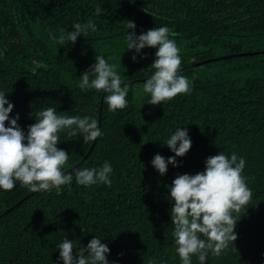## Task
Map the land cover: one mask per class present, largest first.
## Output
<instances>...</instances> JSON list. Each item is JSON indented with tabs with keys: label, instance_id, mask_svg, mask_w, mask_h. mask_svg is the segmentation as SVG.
I'll return each instance as SVG.
<instances>
[{
	"label": "trees",
	"instance_id": "1",
	"mask_svg": "<svg viewBox=\"0 0 264 264\" xmlns=\"http://www.w3.org/2000/svg\"><path fill=\"white\" fill-rule=\"evenodd\" d=\"M97 2L104 9L100 17L94 14ZM89 18L97 30L71 46L48 37L58 34L57 26L70 29L73 21ZM126 19L134 21L136 34L153 26L170 28L190 92L156 105L143 103L146 93L134 98L151 73L155 49L142 48L143 58L137 55L135 61L131 50L123 51ZM95 51L111 57L122 82H134L128 84L125 108L109 111L102 93L78 87V75ZM0 89L13 104L9 116L19 114L22 130L34 122L36 111L55 101L66 115H88L97 124L100 119L103 132L85 159L93 141L58 133L57 147L68 153L61 169L73 176L59 193H34L19 182L0 190V264H62L57 241L65 235L86 244L94 234L106 242L109 262L144 264L155 257L179 264L164 185L176 174L202 170L203 159L218 150L244 157L243 175L253 197L235 222L236 249L229 245L205 264L264 259V0H0ZM181 125L190 148L177 157L176 167L168 165L159 175L149 161L155 153L172 155L161 143ZM104 160L113 169L111 184L75 183V170Z\"/></svg>",
	"mask_w": 264,
	"mask_h": 264
},
{
	"label": "clouds",
	"instance_id": "2",
	"mask_svg": "<svg viewBox=\"0 0 264 264\" xmlns=\"http://www.w3.org/2000/svg\"><path fill=\"white\" fill-rule=\"evenodd\" d=\"M101 4L94 5V14L98 17L104 11ZM126 21L123 51L131 50L133 61L137 55L143 58L142 48L155 49L150 63L151 73L142 82L143 92L148 94L143 103L161 104L178 93L190 92V81L180 72V49L170 35V28L167 25L153 26L136 34L134 21ZM70 25V29L57 26L58 34L49 32V39L59 46H71L78 36L86 37L97 30V24L91 18L73 21ZM110 60L111 57L106 58L95 51L93 62L78 75V87L81 91L94 89L102 93L108 110L113 111L126 107L128 83L122 82L116 64ZM5 93L0 89V190H10L19 182L29 191L55 190L59 193L62 185L70 186L73 176L61 169L68 153L57 147L58 133L65 131L70 137L79 135L83 142L94 141L103 135L96 119L88 115H66L65 111H57V104L53 101L36 111L34 122L22 130L17 123L19 114L9 116L13 104ZM161 144L166 145L172 155H152L149 164L159 175L166 172L168 165L176 167L179 163L177 157H182L190 148L187 128L181 125L169 130ZM244 167L243 156L234 151L218 150L203 159L202 170L193 174H176L170 184L164 185L170 204L168 215L174 252L179 264H193V258L196 264H205L210 255L220 256L229 245L236 249L233 245L235 222L253 197L247 177L243 175ZM112 171L111 164L104 160L97 166L75 170L74 180L85 187L109 185ZM101 239L100 235L94 234L86 244H79L64 235L54 246L58 250L57 261L62 264H118V261L106 259L109 249ZM260 255L264 257V252ZM144 264L166 262L149 257ZM260 264H264V259Z\"/></svg>",
	"mask_w": 264,
	"mask_h": 264
},
{
	"label": "water",
	"instance_id": "3",
	"mask_svg": "<svg viewBox=\"0 0 264 264\" xmlns=\"http://www.w3.org/2000/svg\"><path fill=\"white\" fill-rule=\"evenodd\" d=\"M253 54H255V53H253ZM245 55H248V53H241V54H238V56H245ZM232 56H236V55L234 54V55L222 56V57H217V58H215V59H210V60L201 61V62H199V63L192 64V65L188 66L187 68H190V67H193V66L203 65V64L209 63V62H211V61H213V60H221V59L231 58ZM127 83H128V84H132V83H134V82L131 81V82H127ZM99 125H100V119L98 120V124H97V126L99 127ZM95 140H96V139H95ZM95 140L93 141L92 145L90 146V148H89L87 154L84 156L83 159H85V158L88 156V154L90 153V151L92 150ZM34 193H35V192H34ZM30 195H31V194H30ZM27 197H28V196H27ZM27 197H25V198H23L22 200H20L16 205H19L20 203H22L24 200L27 199ZM16 205H15V206H16ZM15 206H14V207H15ZM12 209H13V207L10 208L7 212L11 211Z\"/></svg>",
	"mask_w": 264,
	"mask_h": 264
},
{
	"label": "rangeland",
	"instance_id": "4",
	"mask_svg": "<svg viewBox=\"0 0 264 264\" xmlns=\"http://www.w3.org/2000/svg\"><path fill=\"white\" fill-rule=\"evenodd\" d=\"M143 93L144 92H143L142 85L138 86L137 89L134 92V98L137 99Z\"/></svg>",
	"mask_w": 264,
	"mask_h": 264
}]
</instances>
